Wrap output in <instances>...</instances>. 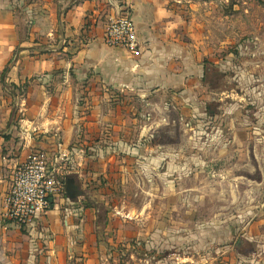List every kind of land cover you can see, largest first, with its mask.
<instances>
[{"label":"rangeland","instance_id":"rangeland-1","mask_svg":"<svg viewBox=\"0 0 264 264\" xmlns=\"http://www.w3.org/2000/svg\"><path fill=\"white\" fill-rule=\"evenodd\" d=\"M74 1L53 0L37 26L65 28ZM118 2L83 30L103 43L114 19L150 4L129 59L149 43L171 58L142 60L127 85L83 74V125L96 110L105 129L86 133L68 175L101 220L97 264H264V0Z\"/></svg>","mask_w":264,"mask_h":264},{"label":"crops","instance_id":"crops-1","mask_svg":"<svg viewBox=\"0 0 264 264\" xmlns=\"http://www.w3.org/2000/svg\"><path fill=\"white\" fill-rule=\"evenodd\" d=\"M106 1L75 0L63 10L68 21L60 30L37 26L48 18L47 13L53 14V0H0V264H79V256L87 258L85 264L99 262L92 248L104 243L99 238L98 219L90 208L79 204V197L72 201L59 192L49 212L24 228L7 220L5 213L19 165L43 154L61 159L66 177L71 169L79 174V145L88 142L86 133L104 132L101 121L105 115L96 110L87 122L90 130L83 125L86 116L79 107L83 74L92 71L95 77L127 85L142 60L156 61L164 52L166 59L171 58L169 48L149 43L147 53L137 62L129 59L133 56L124 48L108 46L105 31L100 43L101 39L94 38L95 31L83 30L88 14L96 21L102 12L113 15L121 9L118 0ZM150 8L145 5L143 14L137 10L132 16L140 32L141 22L153 17ZM27 17L33 26L21 30L20 23ZM142 39L148 42L151 38ZM121 129L126 131V126ZM116 131H111L114 139H118Z\"/></svg>","mask_w":264,"mask_h":264},{"label":"built area","instance_id":"built-area-1","mask_svg":"<svg viewBox=\"0 0 264 264\" xmlns=\"http://www.w3.org/2000/svg\"><path fill=\"white\" fill-rule=\"evenodd\" d=\"M108 46L121 47L133 57L141 55V38L134 18L123 14L105 31ZM62 160L35 154L16 168L7 194L5 218L16 225H28L45 216L53 198L66 188Z\"/></svg>","mask_w":264,"mask_h":264},{"label":"water","instance_id":"water-1","mask_svg":"<svg viewBox=\"0 0 264 264\" xmlns=\"http://www.w3.org/2000/svg\"><path fill=\"white\" fill-rule=\"evenodd\" d=\"M66 194L72 201L76 200L81 195L76 179L70 175L66 177Z\"/></svg>","mask_w":264,"mask_h":264},{"label":"trees","instance_id":"trees-1","mask_svg":"<svg viewBox=\"0 0 264 264\" xmlns=\"http://www.w3.org/2000/svg\"><path fill=\"white\" fill-rule=\"evenodd\" d=\"M8 69H9V67H6V69H5V72L4 73H6V71H8ZM101 220L99 219V222H100ZM99 222H98V228L100 227V225H99ZM22 227L24 228L25 227V225H22Z\"/></svg>","mask_w":264,"mask_h":264}]
</instances>
